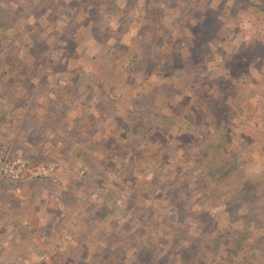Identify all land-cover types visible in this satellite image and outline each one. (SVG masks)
<instances>
[{"label": "rangeland", "instance_id": "obj_1", "mask_svg": "<svg viewBox=\"0 0 264 264\" xmlns=\"http://www.w3.org/2000/svg\"><path fill=\"white\" fill-rule=\"evenodd\" d=\"M0 16V264H264L248 217L264 215V0H0ZM220 104L224 130L199 112ZM221 154L234 171L201 190ZM246 182L256 210L234 214ZM237 230L260 251L238 255Z\"/></svg>", "mask_w": 264, "mask_h": 264}, {"label": "trees", "instance_id": "obj_2", "mask_svg": "<svg viewBox=\"0 0 264 264\" xmlns=\"http://www.w3.org/2000/svg\"><path fill=\"white\" fill-rule=\"evenodd\" d=\"M13 22H14V20H13ZM12 24L13 23L11 21H5V18L3 16H0V28H3L4 29V28H6V26L9 27ZM217 105H218V103H217ZM200 111L205 112V116L204 117H207L206 115L210 111L213 113V117H216V120L218 122V124L216 123L217 125H215V127H217L216 128L217 130L218 129L219 130H224L226 124H228L232 120V118H233V117H230V114H229V112L231 111V109L228 108V107H226V106H224V104L223 105L220 104V107H218L216 109H210V107L208 106L207 109H205V108L199 109V112ZM204 117H201V118L198 117L197 118V121L195 122V124L193 123V125H197V127H198L200 125V123L204 122V120H203ZM149 118L152 120V121H150L151 124L154 125L155 123L153 122V118H154L153 115L151 114L149 116ZM158 122H159L158 125H160L162 123V127H161L160 130L163 133H168L171 130V128L175 125V120L172 117H161ZM187 134H188V132L185 133L184 135H187ZM210 140H211V138H210ZM207 141H209V140H207ZM217 143L219 144L220 148H218L217 145L211 143V144H208L209 146L207 147V150L209 152L211 150H221L222 142L221 141H217ZM221 158H222L221 161H219V160L211 161L210 160V157L208 158L207 155H204L203 156L202 162H204V167H205V169H206V171L208 173L204 174L203 177H201L199 179L201 181V183H200V189L201 190H208V189L214 188L215 187V184L220 181L218 179L220 176H221L220 177L221 180H225L226 178H228L230 176L228 174V172L230 173V172H233L234 171V168L231 167L232 166V163L230 161H228V163H226L224 161L223 157H222V154H221ZM216 169H219V170H216ZM204 179H206L205 180L206 183H202L204 181ZM212 180H214L216 183L215 184L214 183L212 184L211 183ZM255 187L256 186H252L251 184H249L247 182L244 183V185L242 187L240 186L239 191L235 195V199L236 200L233 201V202L227 203V205H228V208L227 209L229 210V208H231V212L233 211L232 213L235 214L237 207L239 205H243L244 208L246 207L247 209H249L251 211L250 213H254L255 210H256V207L254 205L253 200L255 198H258V195H256V191L254 190ZM214 190H215V188H214ZM188 195H185V196H187L186 199H188V197H190L191 193L188 194ZM196 197H199V196L196 195ZM203 198L204 199L207 198L206 193L203 196ZM249 199L251 201H249ZM248 217H250L249 219H252V220L253 219H259L260 220V218H261V221H262V218H264V215H253L252 214L250 216L248 215ZM232 233L233 232H229V234H228L229 235V238L231 240H233L232 239V236L230 235ZM173 238L174 239H170V241L173 242L174 245H176L177 247L183 245V243H184L183 242V240H184L183 238L181 239V238H178L177 236H175ZM235 238H234L235 241L233 240V242L236 244V245L234 244V250H235L236 253H238V255H241V252L244 250L245 247H247V246L254 247V243H253V240H252V239H254L253 238V235L248 230H237V232L235 233ZM198 240L199 241L197 243H192V246L193 247L194 246H197V245H199L201 243L199 237H198ZM216 243L220 244L218 241H216ZM149 248L150 249L142 250L141 255L142 256H146V253L149 250L154 251V254H155V251L156 250L154 249V247L153 246H150ZM250 249H252L254 251H260V245H257L256 247L250 248ZM137 260L139 261V258Z\"/></svg>", "mask_w": 264, "mask_h": 264}]
</instances>
